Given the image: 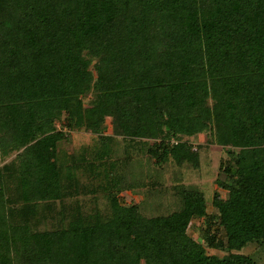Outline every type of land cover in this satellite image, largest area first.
<instances>
[{"label": "trees", "instance_id": "1", "mask_svg": "<svg viewBox=\"0 0 264 264\" xmlns=\"http://www.w3.org/2000/svg\"><path fill=\"white\" fill-rule=\"evenodd\" d=\"M59 122L98 139L68 152ZM206 131L232 160L216 213L179 184L167 215L121 202L138 184L117 136L199 168L184 137ZM17 151L0 167V264H259L243 250L264 244V0H0V160ZM206 215L224 256L189 233Z\"/></svg>", "mask_w": 264, "mask_h": 264}, {"label": "rangeland", "instance_id": "2", "mask_svg": "<svg viewBox=\"0 0 264 264\" xmlns=\"http://www.w3.org/2000/svg\"><path fill=\"white\" fill-rule=\"evenodd\" d=\"M89 99V96L85 98L87 105H89ZM57 125L69 134L65 140L60 142V147L65 148L68 152L78 151L85 145L92 146L98 139L97 134L85 129H67L60 122ZM103 127L105 135L113 133L112 119L110 117L106 118ZM212 137L210 131L200 133L194 137H184V140L191 142L200 153V166L195 168L188 162L180 166L172 158L162 167H158L146 151L141 149L140 145L128 147V142L122 136H117L116 142L113 143V158L119 159L120 163H122V170H124L128 182L131 181L138 184L136 188L126 190L121 194V202L126 205L132 203L140 204L142 213L148 217L167 215L178 208V197L174 187L179 184L196 186L202 190L207 199L208 215L216 213L217 209L212 204L215 192L219 191L224 197L227 196V193L218 187L216 180L218 178L225 179V175L220 173V168L228 165L232 160L226 148L211 142ZM127 152L132 155L128 163H126L125 158ZM17 153L18 151L2 157L0 167L14 161L17 158ZM82 180L86 183L90 182V179H86V177ZM80 198L87 203H92L93 200L91 194L80 196ZM98 198V206L103 211L108 212L109 203L107 199L101 193H99ZM73 199V197L70 198V200ZM208 215L195 217L189 227V233L207 247L209 254L224 256L225 252L209 247L205 240L204 232L207 227L206 219L209 217ZM222 232V229L218 231L219 239L225 237ZM243 253L253 256L259 264H264V244H251L243 250Z\"/></svg>", "mask_w": 264, "mask_h": 264}]
</instances>
